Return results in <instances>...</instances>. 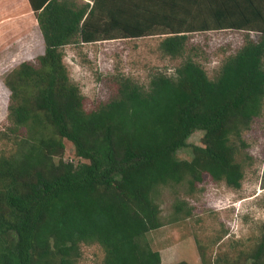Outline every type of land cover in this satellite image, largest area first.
Wrapping results in <instances>:
<instances>
[{"label":"trees","instance_id":"16d2710c","mask_svg":"<svg viewBox=\"0 0 264 264\" xmlns=\"http://www.w3.org/2000/svg\"><path fill=\"white\" fill-rule=\"evenodd\" d=\"M27 2L44 51L3 79L10 126L0 142H15L19 152L0 155V264H76L80 245L93 243L105 264H161L145 239L162 226L159 186L186 176L194 185L203 174L241 186L230 138L263 107L264 0ZM209 31L248 34L215 80L187 54L172 74L154 73L147 90L120 77L117 96L89 112L62 62L68 45L155 35L164 36L162 54L175 59L196 49L190 34ZM195 131L202 145L179 159ZM64 140L76 161L62 160Z\"/></svg>","mask_w":264,"mask_h":264},{"label":"rangeland","instance_id":"374dc122","mask_svg":"<svg viewBox=\"0 0 264 264\" xmlns=\"http://www.w3.org/2000/svg\"><path fill=\"white\" fill-rule=\"evenodd\" d=\"M0 0V131L7 119L9 91L5 76L21 62L36 63L44 51L36 20L26 0L18 3ZM9 1V0H8ZM93 3V0H79ZM25 8L23 9V6ZM190 43L182 57L172 59L159 49L164 36L118 39L62 49L63 65L69 82L78 87L87 112L99 102L117 96L118 81L129 77L132 83L147 90L156 72L172 74L187 54L215 80L221 65L233 56L245 40V32L209 31L190 34ZM249 37L255 39L256 34ZM264 65V61H263ZM203 132L188 138V147L177 152L179 159L191 157V146L202 145ZM234 160L243 173L241 186L233 189L215 182L207 174L202 181L190 184L191 178L159 186L154 193L162 226L145 235L151 249L159 252L161 264H252L251 255L264 244V101L260 115L254 118L239 138L232 137ZM63 161H76L72 144L64 140ZM19 152L15 142H0V155ZM55 158L54 161H58ZM264 251V249H263ZM103 248L81 244L76 264H105ZM264 263V253L258 264Z\"/></svg>","mask_w":264,"mask_h":264},{"label":"crops","instance_id":"0c3cea01","mask_svg":"<svg viewBox=\"0 0 264 264\" xmlns=\"http://www.w3.org/2000/svg\"><path fill=\"white\" fill-rule=\"evenodd\" d=\"M16 1H17L18 3L22 2V0H16ZM26 1H27V0H26ZM5 2H6V3H9V4L12 5V4L15 2V0L13 1V3H12V0H9V1L7 0V1H5ZM27 4H28V2H27ZM22 6H23V5H22ZM24 8H25V6H23V9H24ZM28 9H29L30 12H32L31 9H30V7H29V5H28ZM32 13H33V12H32ZM36 26H37V25H36ZM39 33H40V32H39ZM40 35H41V34H40ZM169 264H170V263H169ZM171 264H174V263H171Z\"/></svg>","mask_w":264,"mask_h":264}]
</instances>
